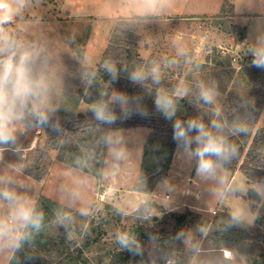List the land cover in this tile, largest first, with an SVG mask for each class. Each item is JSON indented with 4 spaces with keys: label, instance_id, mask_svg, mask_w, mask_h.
<instances>
[{
    "label": "rangeland",
    "instance_id": "374dc122",
    "mask_svg": "<svg viewBox=\"0 0 264 264\" xmlns=\"http://www.w3.org/2000/svg\"><path fill=\"white\" fill-rule=\"evenodd\" d=\"M236 1L238 10L249 13L246 18L250 19L251 36L264 44V0ZM223 3L224 0H23L21 4L12 0V19L2 28L17 44L38 50L35 66L38 74L46 78L49 99L57 108L69 83L74 87L88 84L82 70L97 67L118 22L136 17L139 56L151 67H158L160 75L177 82L182 95L191 92L200 97L201 85L212 89L213 102L206 104L200 99L198 106L211 119L209 126L220 118L229 124L237 112L236 100L247 98L252 90V75L243 70L252 66L254 49L243 43L246 27L236 23L235 10L221 12ZM148 64L144 71L150 70ZM218 70L231 73L220 76ZM121 95L129 102L127 94ZM115 96L113 89L111 100L124 109L128 103L121 106ZM89 108L81 101L78 111L86 113ZM42 131V127L19 121L16 143L0 146V177L10 181L0 184V190L15 191L34 207L42 198H50L71 210L62 211L71 216L70 221L62 224L55 219L47 230L55 247L40 255L51 264H65L64 257H77L79 250L91 264H107L112 249L124 250L117 242V234L132 236L140 226L154 230V236L145 243L139 264H252L264 252V224H256L258 216L264 217V182L251 181L243 171L232 173L221 165L215 179H206L197 175L193 157L180 167L177 162L168 180L160 182L153 192H146L157 190L155 195L143 196L141 188L151 186L150 179L141 177L149 127L115 129L111 137L109 134L101 176L59 160L58 151L45 146ZM95 160L92 154V165ZM81 209L87 214L82 215ZM188 210L201 214L204 223L234 226L226 236L230 240L206 239V232L193 227L178 231L172 214ZM234 210L245 216L239 224L232 221ZM9 214L7 202L0 200V217ZM92 224L94 229H90ZM89 238L100 241L90 250L84 246ZM14 253L0 249V264H9ZM23 261L27 259L23 257Z\"/></svg>",
    "mask_w": 264,
    "mask_h": 264
},
{
    "label": "trees",
    "instance_id": "16d2710c",
    "mask_svg": "<svg viewBox=\"0 0 264 264\" xmlns=\"http://www.w3.org/2000/svg\"><path fill=\"white\" fill-rule=\"evenodd\" d=\"M229 10H235L234 0H224L221 12L225 13ZM135 19L136 17L129 20L121 19L118 22L100 63L96 68L82 70L87 74L88 84L78 83L74 87L73 83H69L66 86L57 112L49 124L40 125L31 118L25 119V123L28 126L36 125L43 128L45 146L57 150L59 160L94 176H101L104 153L111 130L149 127L151 132L144 148L141 177L150 179L151 186L142 187L141 190L153 192L155 187L167 178L172 164L177 146L173 139L175 120L187 122L195 119L214 133L224 135L230 144L236 146V154L227 161L220 162L221 166L232 173L237 170L243 171L251 181L264 182V127L258 125L264 111V69L254 66L244 68L243 71H249L252 75L249 84L252 90L247 98L236 100L237 112L231 116L229 124H225L222 118L217 121L222 125L217 132L208 124L211 119L199 108V97L191 92L182 95L178 92L177 82H172L160 74L158 83L153 80L151 76L153 67L148 64L149 61L146 63L147 61L140 57L137 51L139 36ZM145 64L150 65V70L144 71V66H147ZM34 67L38 73L35 65ZM109 68L116 70L115 79ZM134 73H141L143 79L138 82L133 81L131 77ZM230 73L229 70H218L220 76ZM113 89L116 91V96L121 94L129 96V102L124 109L119 108L111 100ZM159 94L167 95L174 101L176 116L172 120L165 119L156 107L155 100ZM81 101L90 105L86 113L78 111ZM243 101L245 103H242ZM100 104L105 105L115 115V123H103L95 118L93 107ZM237 127L244 130L237 131ZM192 147L194 148L195 144ZM92 154L96 155L95 165L90 162ZM35 208L43 213L42 227L39 232L33 231L31 239L15 251L9 264H51L47 258L40 255L41 251L49 253L55 247L54 238L47 233V230L52 227V222L59 215L64 214L62 211L71 212V210L50 198H42ZM172 215L178 231L193 227L201 233L206 232V239H215L217 242L229 241L230 238L226 236H230L231 228L234 230V226H218L215 221L211 224L204 223L201 214L190 210ZM256 224L259 226L264 224L263 214L257 217ZM90 229H94L93 224ZM221 231L222 235H220ZM236 232L238 234V231ZM132 236L140 242V253L134 254L126 249L121 251L112 249L107 264L140 263L141 255L145 252L143 247L154 236V230L140 226L133 230ZM99 242L98 238H89L84 246L90 250ZM23 257L27 259L26 262L23 261ZM64 258L65 264H91V261L84 257L83 250H79L77 257L70 254ZM252 264H264V252L258 254Z\"/></svg>",
    "mask_w": 264,
    "mask_h": 264
},
{
    "label": "clouds",
    "instance_id": "9594fccd",
    "mask_svg": "<svg viewBox=\"0 0 264 264\" xmlns=\"http://www.w3.org/2000/svg\"><path fill=\"white\" fill-rule=\"evenodd\" d=\"M11 2L12 0H0V146L16 143V124L19 121L31 118L40 125H47L57 112L56 106L49 99V84L46 78L38 74L34 67L39 57L38 50L17 44L3 31L2 26L12 19L9 8ZM19 2L22 4L23 0ZM252 66L264 69V47L254 50ZM109 71L115 79L116 70L109 68ZM151 76L155 82H159L158 67L152 68ZM131 79L138 82L143 76L141 73H134ZM214 95L212 89L201 85L199 98L204 103H212ZM114 99L121 106L128 103L127 98L122 95H117ZM155 104L165 119L172 120L176 116L175 103L167 95L159 94ZM93 112L98 121L115 123V115L105 105L94 106ZM211 127L218 132L222 125L214 120ZM236 130L244 129L237 127ZM173 139L189 157L196 159L197 174L206 179H215L220 162L227 161L237 152L236 146L230 144L224 135L214 133L195 119L187 122L175 120ZM193 144H195L194 148ZM2 150L3 148H0V151ZM115 155L119 158L121 154L115 153ZM7 183L10 181L0 177V184ZM0 200L7 202L10 209L8 217H0V249L18 251L24 242L31 239L33 231H40L44 219L43 213L37 211L25 197L8 188L0 190ZM81 214L87 213L81 209ZM231 218L233 223L239 224L245 216L242 211L234 210ZM57 219L60 223L66 224L71 220V216L64 213ZM117 242L122 249L134 254H139L141 251L140 242L128 233H118Z\"/></svg>",
    "mask_w": 264,
    "mask_h": 264
},
{
    "label": "crops",
    "instance_id": "0c3cea01",
    "mask_svg": "<svg viewBox=\"0 0 264 264\" xmlns=\"http://www.w3.org/2000/svg\"><path fill=\"white\" fill-rule=\"evenodd\" d=\"M234 4H235V20H236V23H237L238 25L242 26V27H246V36H245V39H244L243 43L246 44V45H248V46H250V47L253 48L254 50H257V49L260 48V47H264V44H263L261 41H260V42L255 41L254 35L251 36V29H252V28L250 27V24L248 23L250 19L248 20V19L246 18V17L249 15V13H247V12H242V11L238 10V2H237V1H236ZM236 8H237V9H236ZM258 15H260V14L258 13ZM262 15H264V13H262ZM247 23H248L249 25H248ZM263 35H264V34H263ZM259 122H260L259 126L264 127V119L260 120ZM114 131H115V129L110 131V137H111V134H112ZM110 137H109V138H110ZM109 146L111 147V143H110V141H109ZM192 160H193V157H189V155L185 153V151L183 150L182 147H178V146H176V149H175V152H174V156H173V163H172L171 169H170V171H169L168 178L170 177L171 173L173 172L174 167L177 166V162H179V167H180L181 165H183V163H184L185 161H186L187 163H189V162L192 161ZM197 175H198V174H197ZM198 176H199V175H198ZM168 178H167V180H168ZM167 180H166V181H167ZM161 183H162V182H161ZM161 183H159V185H160ZM159 185H157L156 188H158ZM156 192H157V190H155L154 193H146V192H139V193H140V195H143V196H144V195L147 196V194H148V196H150V195H155ZM128 193H130V191H128Z\"/></svg>",
    "mask_w": 264,
    "mask_h": 264
}]
</instances>
